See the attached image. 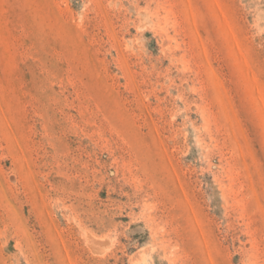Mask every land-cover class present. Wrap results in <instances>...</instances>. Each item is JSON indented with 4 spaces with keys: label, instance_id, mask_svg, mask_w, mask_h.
<instances>
[{
    "label": "rangeland",
    "instance_id": "374dc122",
    "mask_svg": "<svg viewBox=\"0 0 264 264\" xmlns=\"http://www.w3.org/2000/svg\"><path fill=\"white\" fill-rule=\"evenodd\" d=\"M0 264H264V0H0Z\"/></svg>",
    "mask_w": 264,
    "mask_h": 264
}]
</instances>
